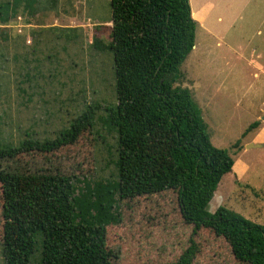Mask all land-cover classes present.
Segmentation results:
<instances>
[{"label":"rangeland","instance_id":"374dc122","mask_svg":"<svg viewBox=\"0 0 264 264\" xmlns=\"http://www.w3.org/2000/svg\"><path fill=\"white\" fill-rule=\"evenodd\" d=\"M189 4L197 21L194 45L179 65L175 85L189 89L211 143L233 157L232 169L221 177L207 208L213 212L223 205L264 227V0ZM36 6L41 14L57 17L58 24L47 20V28H36L32 43L22 36L17 40V17L0 24L2 145L17 146L25 137H54L89 104H99L97 114L105 117L117 103L109 27L100 26V40L91 44L92 26L73 30L59 26L76 25L86 17L109 25V0H37ZM254 121L257 126L248 128ZM97 128L103 141L96 147V176L109 178L115 172V133L101 121ZM16 165L24 183L28 176L46 183L52 176L61 182L62 176L91 173V138L86 131L73 145L51 153L30 152L1 164L9 169ZM55 190L60 191L56 186ZM1 206L0 191V238ZM120 211L121 223L107 227L110 264L170 262L188 246L189 238L198 250L192 264H245L210 229L192 234V224L181 219L171 190L123 201ZM36 253L31 264H37Z\"/></svg>","mask_w":264,"mask_h":264},{"label":"trees","instance_id":"16d2710c","mask_svg":"<svg viewBox=\"0 0 264 264\" xmlns=\"http://www.w3.org/2000/svg\"><path fill=\"white\" fill-rule=\"evenodd\" d=\"M109 3L116 105L99 117V104H89L54 137L0 144L2 264H31L35 251L37 264H110L107 227L121 223V203L167 190L175 192L179 215L192 224V234L210 229L227 241L238 262L264 264L262 225L223 205L213 212L207 208L221 177L232 169L233 157L211 143L189 89L175 85L179 65L194 45L197 21L189 0ZM36 5L37 0L0 1V24L19 15L30 20L38 13ZM98 30L93 28L91 44L99 42ZM99 121L115 133V172L109 178L96 176V147L103 141ZM86 131L92 141L91 173L62 176L61 182L52 176L46 183L28 176L24 183L17 165L1 166L30 152L73 145ZM197 251L189 238L175 260L161 264H192Z\"/></svg>","mask_w":264,"mask_h":264},{"label":"crops","instance_id":"0c3cea01","mask_svg":"<svg viewBox=\"0 0 264 264\" xmlns=\"http://www.w3.org/2000/svg\"><path fill=\"white\" fill-rule=\"evenodd\" d=\"M192 12V11H191ZM37 20L36 22H33L32 20H25V17L22 15L17 16V40L19 39V36H22L25 40L26 43H32L34 39V30L36 28H47L48 25L50 24H58L57 22V17H55L54 15L51 16L50 14H48L47 12H43L42 14L38 11V13H36V15L34 16ZM196 19V18H195ZM51 21L50 24H48V21ZM96 21L95 19L93 20L90 17H86V20H84L81 23H78L76 25H63V24H59V26H71V27H75L78 29H86L85 27H91V31L93 32V28L94 29H99L97 28V26L102 25L101 23H97L94 22ZM109 25H106L107 27L111 26V21L108 22ZM2 27V26H0ZM92 40V39H91ZM5 41V40H4ZM91 42V41H90Z\"/></svg>","mask_w":264,"mask_h":264},{"label":"water","instance_id":"95a60500","mask_svg":"<svg viewBox=\"0 0 264 264\" xmlns=\"http://www.w3.org/2000/svg\"><path fill=\"white\" fill-rule=\"evenodd\" d=\"M259 143H248L246 146H259Z\"/></svg>","mask_w":264,"mask_h":264}]
</instances>
